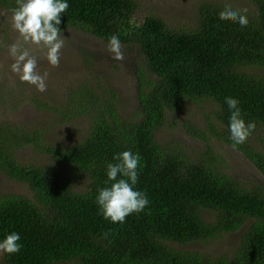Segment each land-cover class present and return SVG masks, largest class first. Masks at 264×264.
Masks as SVG:
<instances>
[{"label":"trees","instance_id":"trees-1","mask_svg":"<svg viewBox=\"0 0 264 264\" xmlns=\"http://www.w3.org/2000/svg\"><path fill=\"white\" fill-rule=\"evenodd\" d=\"M69 3L63 31L74 28L106 42L119 34L122 46L144 58L146 68L137 71L136 118L122 116L116 93L96 76L95 83L69 87L60 104L34 100L60 123L90 121L86 135L70 148L48 146L44 128L0 123V171L33 192V199L0 195V239L16 231L23 243L19 253H4L0 264H264V184L247 188L223 173L212 146L222 141L242 152L264 178V76L255 72L264 71V0H250L245 28L219 20L232 3L203 4L189 31L169 28L154 16L133 24L136 0ZM0 7L12 13L16 0H0ZM228 96L238 98L245 119L257 124L238 146L229 138ZM190 101L216 107L206 127L187 128L204 143L197 157L157 138L169 114ZM24 148L43 152L53 167L21 163ZM125 150L142 157L137 187L150 204L121 225L98 214L95 196L105 186L106 163ZM79 179L82 184L74 185ZM241 230L230 257L179 248Z\"/></svg>","mask_w":264,"mask_h":264},{"label":"rangeland","instance_id":"rangeland-1","mask_svg":"<svg viewBox=\"0 0 264 264\" xmlns=\"http://www.w3.org/2000/svg\"><path fill=\"white\" fill-rule=\"evenodd\" d=\"M228 2L238 9L250 10L251 7L250 0H136L138 9L132 23L138 25L146 17L154 16L163 20L169 28L189 31L196 28L197 13L203 4ZM11 16L12 13L0 7V123L10 122L44 128L48 131V146L70 148L86 135L90 121L77 118L72 122L60 123L49 109L35 107L34 100L45 99V103L57 100L60 104L65 100L69 87H80L89 80L88 84L95 83L96 76H100L98 80L116 93L122 116L131 121L136 118L137 71L139 68H146L144 58L137 49L122 46L124 59L113 60L108 52V42L69 28L63 31L65 46L62 49L60 65L52 67L41 49L23 44L22 38L12 28ZM13 43L29 47L38 59V71L41 74L48 73L46 92L41 93L34 86L22 83L11 71L10 66L14 61L9 54L8 45ZM255 72L264 76L262 70L257 69ZM215 108L210 102H188L183 110L169 114L166 125L157 134L159 142L163 146L174 145L191 156H201L205 149L204 143L190 136L187 128L190 124L206 127L208 115ZM212 146L218 159L215 165L219 166L223 173L239 179L247 188L264 184L263 176L242 152L222 141H213ZM18 157L24 164L53 167L48 156L34 148L20 150ZM83 180L79 179L73 184L81 185ZM9 193L33 199V192L28 185L12 181L0 171V195ZM242 231L203 245L179 248L201 251L214 257H230L240 245ZM3 254L0 252V258Z\"/></svg>","mask_w":264,"mask_h":264},{"label":"clouds","instance_id":"clouds-1","mask_svg":"<svg viewBox=\"0 0 264 264\" xmlns=\"http://www.w3.org/2000/svg\"><path fill=\"white\" fill-rule=\"evenodd\" d=\"M70 7L69 0H16L12 11V28L19 34L24 45L41 49L49 65L58 67L61 61L62 49L65 46V35L60 27L62 16ZM221 21L231 20L241 28L249 25L247 9L226 6L218 13ZM8 51L13 58L11 71L22 83L34 86L41 93L47 91L48 73L38 71V59L29 47L13 43L8 45ZM108 52L113 60L122 61V42L119 34L108 37ZM230 116L228 120L229 138L233 146L246 143L257 128L255 121L246 120L240 106V100L228 96L224 100ZM141 155L131 150L114 154L113 161L105 165V186L97 189L95 204L98 214L113 224H124L127 217L133 213L143 212L150 201L147 193L140 190ZM23 248L19 232H6L0 239V252L8 255L17 254Z\"/></svg>","mask_w":264,"mask_h":264}]
</instances>
